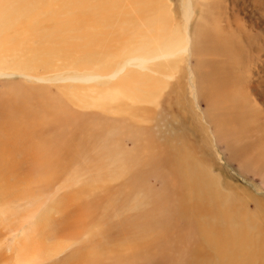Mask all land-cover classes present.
Segmentation results:
<instances>
[{"label":"bare ground","instance_id":"6f19581e","mask_svg":"<svg viewBox=\"0 0 264 264\" xmlns=\"http://www.w3.org/2000/svg\"><path fill=\"white\" fill-rule=\"evenodd\" d=\"M172 14L160 0H0V212L27 208L32 230L1 259L264 264V179L232 158L214 169L194 143L203 116L227 149L252 151L235 114L264 101V71L240 73L264 41V0H184L182 38ZM204 78L219 88L210 113Z\"/></svg>","mask_w":264,"mask_h":264},{"label":"rangeland","instance_id":"374dc122","mask_svg":"<svg viewBox=\"0 0 264 264\" xmlns=\"http://www.w3.org/2000/svg\"><path fill=\"white\" fill-rule=\"evenodd\" d=\"M183 2L184 0H160L161 5L164 6L165 8L172 6V11H173L172 18L174 21L173 24L174 28L171 32L172 34L181 33L180 38H182L186 33L193 31L191 27L186 31L183 30L184 28L182 27L180 20L181 19L180 12L183 7ZM200 13H201V8L197 5L195 9V16H199ZM207 19H208L207 16L201 14L200 17L194 19V22H198V21L203 22L205 25L209 26V23H211V21L207 22ZM211 19H214L213 16H211ZM215 24L218 33L220 35H223L224 32L221 29L220 22L215 21ZM172 41H177V40H172ZM159 45L155 46L151 52L157 49ZM147 48L148 47H145L144 49L147 50ZM216 60L229 62L224 58H219ZM10 63H12L10 60L9 61L5 60L0 62V64H10ZM185 63H186V59L183 58L182 65H185ZM263 63H264V41L259 39V42L256 44L254 61L248 66L242 68L240 70V73L243 77L246 78V81L250 76L252 69L258 71L259 74L262 75L264 71ZM232 76L233 78H235L237 75L233 74ZM204 79H205L204 87L202 89L199 99L202 101V103L204 101L205 102L200 106L203 110H205L208 113H210L211 111H217L215 103H216V99L219 96H212V94L218 91L219 88L208 87L207 86L208 78H204ZM221 91L222 93H224V90ZM1 96L3 95L0 94V97ZM246 99L248 102H251V105L253 107L256 116L245 115L240 112L236 113L235 116L237 117V122L244 120L243 125L248 128V130H246L245 132L249 131L250 126L251 128L253 127V130L250 133L249 140L247 142L252 146V151L249 152L241 151V149L244 146V141L239 142V140L237 141L235 147H232L230 145V147L227 149L226 146L223 144L222 139L218 133L214 138L207 131L208 128L206 127L205 118H203V116L199 117V119L202 121V124L205 127H203L202 130L196 134L194 143L196 146L200 147L203 150L205 159H210L211 157H213L212 162H217V164L214 166V169H217L219 167V162L228 163V158H232L234 159L232 163L235 164L236 168L238 165L242 167L240 170L237 171L249 177V179L247 180H252L253 183L257 185L261 179H264V101L253 100L252 94L247 95ZM232 107L235 109L236 105H232ZM191 113L192 110L187 114L186 124H185L186 127L190 124L192 120ZM158 122H159L158 123L159 126L162 127L163 126L162 120H159ZM237 125L239 124L237 123ZM161 131H163V129H161ZM255 145H257V147L262 151L259 156L255 154ZM211 150L213 151V153L211 152ZM226 168L230 170V173L234 175L241 183L240 185L234 186L232 188L237 190L241 194L243 201H246L247 195L246 192L244 191L243 185H246L248 187L250 186L249 182H247L246 179H244V177L240 176L239 173L235 171V169L229 167ZM75 170H76L75 166H73L71 172L74 173ZM251 193L257 194V187H251ZM11 209H17L16 211H19L20 215L15 216L16 211H12ZM11 209L6 210L4 212H0V254L6 252V254L8 255L9 251L6 250L7 248L16 250L20 247H23L27 243L28 235L32 233V230L26 227V225L21 220L22 216L27 211V208L15 207ZM12 223H13L12 228H9V225H11ZM18 235L21 236L20 239H17ZM0 264H10L8 256H6L4 259L0 258Z\"/></svg>","mask_w":264,"mask_h":264}]
</instances>
